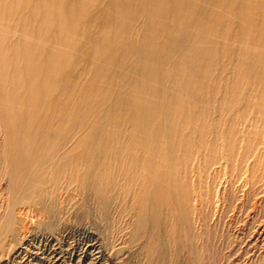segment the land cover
I'll use <instances>...</instances> for the list:
<instances>
[{
    "label": "bare ground",
    "instance_id": "1",
    "mask_svg": "<svg viewBox=\"0 0 264 264\" xmlns=\"http://www.w3.org/2000/svg\"><path fill=\"white\" fill-rule=\"evenodd\" d=\"M0 2L3 7L0 11V24L4 25L0 31V100H5L6 106L14 105L9 113L16 131L13 141L7 140V144L10 142L13 147L6 153L4 151L2 165L14 191L16 187L19 188L23 177L29 174L41 185L48 184L52 191L43 190L40 200L34 202V206L41 211L42 216L53 221L55 210L47 202L53 190H60L64 185L65 193L80 196L93 221L106 226L110 235L107 236L109 248L117 257L121 251L115 250L116 242L124 239L128 240L124 243L132 247L142 244L139 249L143 251L147 264L166 259L170 243L181 240L182 231L188 238L186 246L193 250V254L198 241L209 242L205 232L201 236H194L195 221L192 222L188 215L192 205L189 200H185L187 193L183 194L180 183L172 180L173 164L171 155L164 149L168 147L164 135L178 132L184 136L186 130L194 129L192 135L185 138V144L176 140L174 149L177 151L185 147L193 148L196 142L201 143L205 138L204 117L199 115V106L217 108L213 103L217 95L211 91L200 103L197 100V103H183L180 99H188L194 90L205 86L211 88L213 82L218 81L217 77L214 79L210 76L217 71L212 66L217 65L222 54L220 45L230 52L231 70L236 72L234 87L239 88L232 93L231 117L254 112L264 126V0H108L107 6L100 8V13L109 29L99 41L89 36V42H86L91 43V47L84 54L95 57L96 64L89 72L99 84L89 81L83 89L98 90V116L107 114V111L116 112L111 113L113 115L107 119V123L112 125L111 129L102 135L93 132L92 136L91 128L95 121H99L97 113L94 114L98 106L94 107L96 99L91 100L94 104L91 101L89 104L87 99L79 103L80 98H76L74 92L78 82L68 81L61 73L67 68V57L71 58L68 52L73 45L72 41L78 44L72 36L75 28L82 19L95 26L91 10L102 1ZM20 4L24 7H19ZM28 4L34 7L30 9ZM81 7L90 8L84 13ZM20 9L27 10V16L34 23L21 19ZM68 13L71 21L64 18ZM39 17L43 20L36 23ZM16 18L19 25L12 27L10 21ZM110 32L113 42L107 45L106 34ZM62 34L68 37L60 42L59 36ZM192 61L197 63L193 62L192 65ZM220 65L224 64L221 62ZM125 68L131 70L133 78L126 83L116 84L119 73ZM103 69L112 72L111 79L105 78L106 74L101 73ZM216 85L219 86V82ZM257 87L262 89L258 88L257 92ZM115 88L118 91L116 98L113 94ZM88 93L93 96L92 92ZM83 96H86L84 92ZM240 102L245 103L243 112L236 106ZM49 105L54 106V110H47L45 118L51 120L48 125L56 121L55 126L59 130L64 120L76 119L80 126L77 132L61 137L58 132H54L52 140L57 147L50 152L30 148L26 141L34 123L42 124L40 134L45 131L43 124L46 119L43 120L42 111ZM13 110H16L15 113ZM219 112L218 109L217 114ZM124 124L129 130L126 134L122 131ZM197 127L199 131H196ZM248 153L240 158L241 165L246 164L245 158L250 155ZM251 157L257 161L255 156ZM46 172L49 179L44 178ZM37 186L26 185V190L21 192L29 194L31 188L36 187L37 190ZM88 236L85 243L92 246L98 238L94 234ZM84 257L87 258L86 253ZM91 258L92 262L97 259L93 254Z\"/></svg>",
    "mask_w": 264,
    "mask_h": 264
},
{
    "label": "rangeland",
    "instance_id": "2",
    "mask_svg": "<svg viewBox=\"0 0 264 264\" xmlns=\"http://www.w3.org/2000/svg\"><path fill=\"white\" fill-rule=\"evenodd\" d=\"M12 1L13 0H9V4H11ZM100 1H102L100 2L101 5L98 2V5L96 4L97 7H93L91 10V13L93 14L96 21L95 26L93 23L89 24L87 20L82 19L80 21L81 23L78 24V27L75 28V34L72 36L73 39L78 41V44H74V41H72L73 45H71L69 49L70 51L68 50V55L71 53V58L67 57V68L61 73V76H63V78H67L68 81H76V83L78 82L74 88V92H76V98H80L78 100L79 103L87 99L86 101L89 100L88 102L90 104V101L95 100L96 95H98V90L94 91L83 88L84 85L88 84L89 81L92 82V84L96 82L99 84V81L93 78V76H90L89 72L96 64H94L95 57L90 55L92 57L91 58L90 56H86L84 54L85 51L91 47V43H88V37L92 36V40L99 41L100 39H103L102 34H104L108 28V26L104 24L100 13V10L107 6L108 0ZM19 7H24V5L20 4ZM28 7L32 9L34 5L28 4ZM89 8L90 7H85L84 9L81 7L80 9H83L82 12L85 13V11H87ZM2 9L3 7L0 2V11ZM26 11L27 10L20 9V18L24 19V21L26 20L34 23V20L27 16ZM68 15L69 13L67 16ZM67 16L64 18L71 21V15L68 17ZM17 19L18 18H16V20L10 21L12 27L19 25L16 22ZM42 20L43 19L39 17L36 19V23H40ZM66 23H68V20ZM3 26L0 24V31H2ZM81 26L84 27L82 28ZM65 32H67V30ZM111 33L112 32L106 34V37L108 38L107 45L110 42H113ZM67 37L68 36L66 34L59 36L60 42H63L65 39H67ZM107 45H105V47ZM102 47H104V45ZM219 50L221 51L220 53H222L220 54V59L217 61V65L214 64L212 66V68L217 70L216 74L210 76V78L214 79L217 77L218 81H214V84L211 86V88L209 86L206 88L205 86L203 89L200 88L199 90H194V94H192V96L190 95L188 99H180V102L183 103H189L190 101L191 103H197L196 100L200 103L212 93L211 91H214V94L217 95L213 102L215 103L214 106L217 108H209L205 107V105L199 106L200 114H198L203 115L204 117L203 131L205 138L201 143L196 142V146L193 148L190 147V150L185 147L177 151L174 149L176 148L177 141H179L178 143L185 144L184 142L186 141L187 137L192 135L194 129L186 130L184 134L186 137L181 136V134L178 132H175V134L178 133V135L169 133H165L164 135L166 137V145L168 146L164 149L166 152H169V155H171V161L173 164L172 180H176L180 183L183 194L187 193L185 200H189L192 205L191 210L189 209L188 215L190 219H192V222L193 220L195 221L194 236H201L200 234L205 232L209 238V242H205V240L201 242L198 241L196 245V251L193 254V250H190L186 246L185 242L188 241V238H186V234L182 231L183 236L180 237L182 239H179V241H183V244L179 243V241H173L170 243L168 256L166 259L158 260V262H156L157 264H264V126L262 125L261 121H259L257 114L254 112H245V115L241 114L240 116L238 115V117H231V102L233 101L232 93L235 89L238 90L239 88L234 87L233 78L235 77L236 72L231 70L233 68L229 57L230 52L226 51V48L222 45L219 46ZM81 55L82 57L79 58ZM122 59H125V57H122ZM196 61H192V65ZM221 62L224 65H220ZM63 63L65 64V62ZM60 64H62V61H60ZM8 73L10 72L8 71ZM101 73L106 74L105 78L109 77L111 79L112 77V72L109 70L107 71L106 69H103L101 70ZM185 73L186 72H184V74ZM197 74L202 75L203 73L200 74V72H197ZM203 75L207 76L205 74ZM241 75L243 76L244 74L241 73ZM118 76L119 77L117 78L116 84L126 83L130 81L134 75L131 73V70L128 71V69L125 68L123 69V72L119 73ZM218 82L219 86L216 85ZM258 88H260V90L262 89V87H257V89H255L257 92ZM206 89L208 90L206 91ZM25 90H27V88ZM89 91L93 93L94 97L88 93ZM83 92L84 95H86L85 97L83 96ZM200 92L202 95L199 94ZM230 92L232 96H230ZM113 94H115L114 97L116 98L118 94L116 88L114 89ZM195 94L196 96H194ZM239 98L237 100H239ZM4 101L5 100H0V264H65L66 262V264H147L143 251L139 249L141 248L142 244L132 247L129 244L127 245L124 243L125 241L127 243V239L116 242L117 245L115 246V250L121 251V254L118 257L115 256L109 248L108 237L110 235L109 232H107L106 226L102 225L99 221H93V219L88 216V209L84 207L80 196H73L68 192L65 193L64 185L61 186L60 190L56 191V189H54L52 196H50L48 201L49 203L47 202V204L51 208L53 207L55 210V218L53 221H51L49 217L42 216L41 211H39L37 207L34 206V202L36 203L40 200V195L43 190L52 191L48 184L41 185L36 179L32 177L31 174H29L27 177H23V181L20 182L19 188L16 187L14 191L12 184L9 183V178L5 173V168L2 165L4 151L6 153V151L8 152L12 149L11 147H13L12 143L9 142V144H7V140L13 141V137H15L16 131L13 129L12 117L11 113H9L10 109L14 105L8 104L6 106L7 103L4 104ZM91 102L94 104V101ZM96 102L97 99L95 101L94 107L97 104L98 106L95 107L96 109L94 110V114L97 113L98 116V112H100V110H98L100 101L97 103ZM236 106L237 109L241 110V112H243V109L245 110V103L240 102ZM49 109L54 110V106L49 105V107L47 106L45 109H43V120L46 119L45 115ZM218 109L220 112L217 114ZM15 111L16 110H13L14 113ZM113 112H116V110H113L112 112L107 111V114L98 116L99 121H95L91 128V136L94 134L93 132H98V135H102L105 131L111 129L112 125H109L110 122L107 123V119H109L110 115L114 114ZM47 120L48 119L44 120L43 125L46 128H44L45 131L41 133L42 135L40 134L42 130V124L34 123L32 125L33 127H30L28 131L29 136L26 139L30 148H39L40 150L49 152L53 151V149L56 150L57 146L53 144L52 140V137H54V132H58L61 137L67 133H72L73 131L77 132L80 130L78 129L80 126L76 119L75 121L74 119H69L67 121L64 120V124H60L61 121H58L61 125L59 130L58 127L55 126L56 121H53L54 123L51 122V125H48L51 120ZM77 120L79 121L80 117ZM21 121V124H23V119ZM45 123L47 125H45ZM47 128H49L48 131H46ZM123 129L122 131H124L125 134L127 131H129L128 126H125V124ZM199 130L200 129L197 127L196 131ZM8 145L10 148H7ZM248 147L250 150L248 149L247 151ZM246 152H249L248 154L250 155L245 158L247 160L246 164L241 165L240 158ZM251 156H255L257 161L253 160ZM26 178H28L29 182H26ZM44 178H50L47 172ZM35 184L41 186H37V190L35 189L36 187L31 188L29 194L21 192L22 190H26V185L33 186ZM16 190L18 192H16ZM194 200H196L197 203ZM16 201H19L20 203H17ZM55 220L57 221L58 225L56 224ZM91 234L96 235L98 238L96 243H93L92 246L90 243H85L89 238L88 235ZM39 242H41V244ZM36 250L38 251V254ZM84 253H86L87 258L84 257ZM92 254L97 258L95 259V262L90 261L92 260ZM15 260L17 262H15Z\"/></svg>",
    "mask_w": 264,
    "mask_h": 264
}]
</instances>
